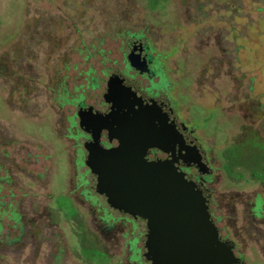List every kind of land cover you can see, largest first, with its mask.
Here are the masks:
<instances>
[{
	"label": "flooded vegetation",
	"instance_id": "flooded-vegetation-1",
	"mask_svg": "<svg viewBox=\"0 0 264 264\" xmlns=\"http://www.w3.org/2000/svg\"><path fill=\"white\" fill-rule=\"evenodd\" d=\"M199 1L190 0L189 5L185 6L188 0H182L179 3L181 14L177 21H172V24L177 27L181 23H191L195 27L197 22L205 21L203 31L195 29L191 34L192 42H195L196 38L199 39L192 47H197L193 48L196 53L201 52L202 48H214L212 53L207 54L211 76L215 70L218 69L220 73V69L224 68L222 62H225L226 58H217L215 55L226 53L230 38L227 29L235 27V21L236 23L238 20L243 21V17L240 15V9L236 17L232 14L226 15L227 6L222 2L213 3L215 1L208 0L205 9V3ZM231 21L232 24H229ZM121 33L124 37L120 45H123L124 49L116 47L120 50L121 66L107 67V78L113 71H117L125 80L115 82L119 86L128 83L143 93L147 99L160 106L166 105L165 107L170 109L177 132L175 140L182 139L188 145L193 139L204 153L206 162L202 171L184 163L179 164V169L187 174L192 182L203 188L207 197L208 214L217 230V238L231 246V253L236 259L232 264H264V177L254 174L251 176L261 187H255L254 183L251 189L247 190L221 187L218 167L213 165V161L216 162L213 155V150H216L214 143L206 144L202 141L194 133V127L190 126L189 121H185L179 112V107L186 104L185 102L178 104L179 93L189 97L187 103L190 104L195 102V98L191 97L194 95L190 96L181 90L180 86L184 84L168 78L169 69L165 59L158 60L157 53L160 49L154 45L150 31L146 27L139 32ZM176 37L166 46L174 48L172 53L184 48L181 35L177 34ZM160 62H164L165 65ZM173 72H176V69ZM162 76L166 81H161ZM61 80L63 79L43 81L42 89L46 93L38 95L30 93L31 90L37 89L36 79H21L20 76L15 79V95L10 94L15 97V112L32 113V116L37 113V116H33L36 118L46 110L51 113L53 130L64 153L56 155L65 161L67 172L63 188L58 190L53 180L55 172L59 169L53 162L52 155L55 151L51 145L42 138L34 139L30 136L20 138L16 134L14 136L9 132L8 125L1 127L3 130H0V190H5V195L1 198L15 199V209L11 207L9 210L8 205L0 209L2 214L0 226L4 221L9 227H15V237L14 235L7 237L1 247H4V251H10V254L15 252V264H153L145 251L146 230L142 219L110 207L100 191L92 186L94 184H90L92 174L85 164V146L108 149L118 144L114 137L108 135L110 133L106 129L95 128L101 124L97 118L103 117L109 105L103 98L106 80L102 84L101 97L96 104L84 103L83 81L73 85L68 93L66 81ZM202 80L195 79L192 85H199ZM84 82L90 89L97 88L93 81ZM202 82L207 85L206 88L203 86L206 93L204 97L210 105L217 104L237 113L236 116L241 122L233 123V127H237V134L242 132L239 128L244 123L255 132L252 136L258 135L264 142V102L259 103L257 95L234 90L233 86H238L241 81H219L220 84L225 83L228 91L236 95V97L226 95L223 102H220L217 98L220 92L212 88L213 81ZM249 89L248 85L246 90ZM211 94L216 97L209 101L208 97H211ZM38 96L42 99H37ZM36 100L43 102V108L39 109L36 106L35 111L31 112L33 106L29 103ZM258 109L263 113L262 116L245 121V111ZM80 113L85 117H95L88 120L90 126H86V130L79 125ZM226 138L221 140L223 142L219 155L222 159L226 155L222 153L224 147L232 145ZM241 143L244 144V141L242 139L239 141L238 137L236 147ZM174 150H178L177 144L174 145ZM165 157L164 152L151 147L147 150L145 160H162ZM57 191L60 192L56 193ZM57 196H61L62 200ZM95 252L98 256L106 257V263H100Z\"/></svg>",
	"mask_w": 264,
	"mask_h": 264
},
{
	"label": "rangeland",
	"instance_id": "rangeland-1",
	"mask_svg": "<svg viewBox=\"0 0 264 264\" xmlns=\"http://www.w3.org/2000/svg\"><path fill=\"white\" fill-rule=\"evenodd\" d=\"M181 1L0 0V130L3 125H8L9 132L14 136L42 138L51 145L55 151L53 162L59 169L53 180L58 190L63 188L67 170L65 161L56 155L64 153L53 130L51 113L46 110L36 118L33 116H37V113L32 116V113L15 112V97L12 96L15 95V79L18 76L21 79H36L37 89L30 93L38 95L46 93L42 89L43 81L46 80L60 81L62 78L61 81H66L68 93L73 85L83 81L84 103L96 104L108 75L107 67L121 66L120 50L116 49L118 46L124 49L120 45L124 37L121 32H139L143 27L150 31L154 45L160 49L158 60L165 59L169 69L168 78L184 84H181V90L190 96L194 95L191 97L195 98V102L190 104L187 103L189 97L179 93L178 104L186 103L179 107V112L194 127V133L202 141L206 144L214 143L216 162L213 161V165L218 167L221 187L247 190L251 189L253 183L255 187H261L251 176L264 177V142L257 133V136H252L254 131L244 123L239 128L242 132L237 134V127H233L235 123H241L237 113L217 104L210 105L204 97L206 93L203 86L206 88L207 85L202 81H213L211 85L215 91L220 92L217 97L220 102H223L226 95H236L228 91L225 83L220 84L219 81H241L238 86H233L234 90L257 95L258 102H264V0H213V3L222 2L227 6L225 14L228 16L232 14L236 17L241 10L243 21H235V27L227 29L229 37L234 41L229 38L226 53L215 55L217 58L225 57L226 61L222 62L224 68L220 69V73L217 69L211 76L207 54L212 53L214 48H202L201 52L196 53L194 49L197 47H192L199 39L192 42L191 34L195 29L203 31L205 21L197 22L195 27L191 23H181L177 27L172 24L181 14ZM189 1L185 6L189 5ZM199 2L205 3L207 8L208 0ZM177 34L181 35L184 48L172 53L174 48L166 46L174 41V37L177 38ZM160 64L165 65L164 62ZM174 69L176 72H173ZM162 78L161 81H166L164 76ZM195 79L202 81L193 86ZM84 81H93L97 88L90 89ZM247 83L249 90H246ZM215 97L212 95L208 100ZM37 99L42 98L38 96ZM29 104L33 106L31 112L35 111L36 106L43 108V102L38 100ZM244 114L245 121L263 115L259 109L247 110ZM247 135L249 137L244 139ZM237 136L239 141H244L238 147L235 145ZM224 138L233 146L228 144L224 147L222 153L226 155L222 159L219 152ZM200 146L207 151L203 144L200 143ZM3 195L5 190H0V209L7 205L10 206L9 210L13 207L15 209V199L1 198ZM57 198L62 200L61 196ZM13 235L15 237V227L11 228L4 221L1 222L0 264H15V252L10 254V251H4V247H1L7 237ZM94 254L98 256L96 252ZM106 260V257L98 256L100 263H106Z\"/></svg>",
	"mask_w": 264,
	"mask_h": 264
},
{
	"label": "water",
	"instance_id": "water-1",
	"mask_svg": "<svg viewBox=\"0 0 264 264\" xmlns=\"http://www.w3.org/2000/svg\"><path fill=\"white\" fill-rule=\"evenodd\" d=\"M118 81L125 80L113 71L103 93L109 105L95 127L106 129L118 144L108 149L85 146V164L94 176L90 184L110 207L142 219L145 251L153 264L235 263L231 246L217 238L203 188L179 169L181 163L204 168L203 151L193 139L188 145L175 140L174 118L166 105ZM92 118L80 113V127L86 130ZM151 147L166 157L146 161Z\"/></svg>",
	"mask_w": 264,
	"mask_h": 264
}]
</instances>
